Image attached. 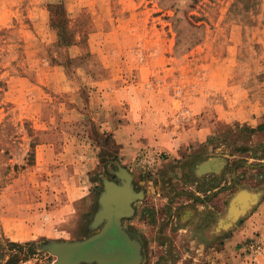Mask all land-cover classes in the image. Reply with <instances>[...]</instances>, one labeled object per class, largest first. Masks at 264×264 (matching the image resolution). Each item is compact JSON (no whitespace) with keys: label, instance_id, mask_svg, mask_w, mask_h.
I'll return each instance as SVG.
<instances>
[{"label":"rangeland","instance_id":"rangeland-1","mask_svg":"<svg viewBox=\"0 0 264 264\" xmlns=\"http://www.w3.org/2000/svg\"><path fill=\"white\" fill-rule=\"evenodd\" d=\"M122 174L135 264H264V0H0V254L55 264Z\"/></svg>","mask_w":264,"mask_h":264},{"label":"water","instance_id":"water-1","mask_svg":"<svg viewBox=\"0 0 264 264\" xmlns=\"http://www.w3.org/2000/svg\"><path fill=\"white\" fill-rule=\"evenodd\" d=\"M223 165L222 161L209 160L198 166V171L201 173L215 172ZM123 182L115 184L110 181L102 183V192L97 199L98 208L93 214L89 224V229H95L102 224V229L99 235H93L80 241L66 242V243H47L43 250L53 255L56 260L55 264H80L86 263L93 259V252L101 245L102 242L97 243L96 238L105 234L109 228H114L119 235L126 240L124 232L121 230L120 220L128 218L132 209L130 203L135 198L131 190L130 178L126 174L117 175ZM249 197L245 194H240L235 198L234 203L240 205L244 203ZM241 211H235L229 217L234 220ZM109 239L108 236H104ZM85 251L83 248L89 246Z\"/></svg>","mask_w":264,"mask_h":264},{"label":"flooded vegetation","instance_id":"flooded-vegetation-1","mask_svg":"<svg viewBox=\"0 0 264 264\" xmlns=\"http://www.w3.org/2000/svg\"><path fill=\"white\" fill-rule=\"evenodd\" d=\"M102 226L99 225L96 232ZM104 236H108L106 239ZM101 243L93 252V259L88 260L85 264H135L140 259L139 246L133 240L125 241L113 229L109 228L104 235L95 239ZM89 246H85V251Z\"/></svg>","mask_w":264,"mask_h":264},{"label":"trees","instance_id":"trees-1","mask_svg":"<svg viewBox=\"0 0 264 264\" xmlns=\"http://www.w3.org/2000/svg\"><path fill=\"white\" fill-rule=\"evenodd\" d=\"M46 8L50 14V28L55 32L57 44L68 47L69 41L65 37V15L61 2L46 4ZM6 243L5 252L0 254L2 264H21L34 254L27 244Z\"/></svg>","mask_w":264,"mask_h":264},{"label":"crops","instance_id":"crops-1","mask_svg":"<svg viewBox=\"0 0 264 264\" xmlns=\"http://www.w3.org/2000/svg\"><path fill=\"white\" fill-rule=\"evenodd\" d=\"M66 212L67 211H65V213L64 214H66ZM254 215L253 216H258V218L261 220V221H264V199L260 202V203H258V205H257V207H256V209H255V212L253 213ZM62 217V219H63V217H64V215L63 216H61ZM59 221V220H58ZM53 223H55V222H53ZM101 226H102V224H100ZM120 226H121V220H120ZM97 228H98V226L95 228V229H93L94 230V232H91V234H89V236H87V237H90V236H93V235H99L100 234V232H101V229H102V227L99 229V231L98 232H96V230H97ZM114 229V228H113ZM115 230V229H114ZM117 232V231H116ZM118 233V232H117ZM119 234V233H118ZM125 234V236H126V240L124 239V238H122L120 235V237L123 239V240H125V241H129L130 239H129V237L127 236V234L126 233H124ZM80 264H85V263H80Z\"/></svg>","mask_w":264,"mask_h":264},{"label":"built area","instance_id":"built-area-1","mask_svg":"<svg viewBox=\"0 0 264 264\" xmlns=\"http://www.w3.org/2000/svg\"><path fill=\"white\" fill-rule=\"evenodd\" d=\"M263 239H264V235H263ZM260 241L258 240H253L248 246L247 248L252 249V254L254 255L255 259L257 256L261 255L264 253V248H261L260 245Z\"/></svg>","mask_w":264,"mask_h":264}]
</instances>
